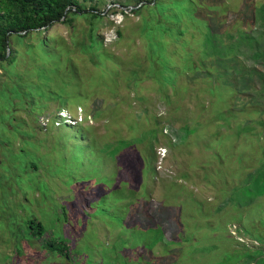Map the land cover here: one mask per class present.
Returning a JSON list of instances; mask_svg holds the SVG:
<instances>
[{
	"label": "rangeland",
	"instance_id": "rangeland-1",
	"mask_svg": "<svg viewBox=\"0 0 264 264\" xmlns=\"http://www.w3.org/2000/svg\"><path fill=\"white\" fill-rule=\"evenodd\" d=\"M123 1L98 2L113 23L99 29L103 45L120 57L127 49L140 55L138 16L124 10ZM213 2L219 21L205 8L211 0H197L212 47L200 39L204 26L190 25L182 35L187 46L167 45L168 53L174 48L171 67L177 73L166 96L145 79L135 98L119 79V97L98 93L80 109L71 98L76 88L67 87L69 98L33 96L31 107L11 105V120L0 99V264H163L158 258L166 251L177 253L168 264H253V250L264 246L255 238L264 237V191L257 193L246 175L264 160V93L252 92L245 102L213 69L218 76L230 72L235 81L240 70L264 71V0ZM76 23L84 25L82 19ZM116 25L122 37L114 42ZM68 33V26L55 22L42 34L51 42ZM185 51L194 63L206 61L209 71L182 69ZM44 73L58 90L59 77L50 68ZM244 78L259 86L256 73ZM240 83L235 87L244 88ZM228 110L234 116L219 117ZM89 111L93 117L84 119ZM143 212L151 218L143 219ZM31 218L43 226L37 238ZM59 245L66 253H57Z\"/></svg>",
	"mask_w": 264,
	"mask_h": 264
},
{
	"label": "trees",
	"instance_id": "trees-1",
	"mask_svg": "<svg viewBox=\"0 0 264 264\" xmlns=\"http://www.w3.org/2000/svg\"><path fill=\"white\" fill-rule=\"evenodd\" d=\"M83 1L85 0H0V76L4 77L3 80H0V99L4 102L3 108L7 110L6 117L8 119H12L11 105L19 103L31 107L33 96L53 98L58 95L61 97L63 94L64 98H69L70 90L67 87L76 88L77 92L71 93V98L76 101L78 108H80L79 104L85 105L89 101L88 99L94 98L98 93L111 94L114 99L120 96L119 79L124 81V90H135L140 81L152 80L158 84L159 89H163L161 93L166 96L167 85L170 84L172 87L177 73L171 67V55L174 53L172 52L174 48L168 53L167 45L171 46L172 42H178L182 48L187 46V38L182 35L190 25L195 29L204 26L205 30L200 32L202 36L200 39L212 47L210 36L205 33L206 30L210 31L207 16L203 12V6L197 3V0H124L122 3L120 2L124 10L138 16L134 33L142 42L143 51L138 55L127 49L124 56L120 57L103 45L99 29L104 23L109 26L113 23L112 20L106 18L102 10L98 9L100 0H93L87 6L83 4ZM213 1L206 4L205 8L212 11V19L217 21L219 17L213 12L216 6ZM111 3L114 4V2ZM128 5H131L132 8H128ZM254 6L255 3H250L246 7L249 21L253 19L251 9ZM115 10L116 7L112 5L110 13ZM124 10H119L123 16L126 15ZM260 12H262V8ZM259 14V18L262 19L263 12ZM79 19L84 21V25L76 23V20ZM55 22L68 26L69 33L67 39L59 36V39L56 38L49 42L46 35L42 33ZM114 33L113 41L116 42L122 37V31L118 25L115 26ZM192 39L196 44L201 41L197 38ZM16 46H20L21 50H18ZM203 51L202 48L200 52ZM190 53V51H185L183 54L184 60L181 68H186L191 72L206 68L204 71L207 73L209 71L207 62L199 59L194 63L192 59H189ZM22 57H26L25 61ZM128 57L131 58V66L126 68V58ZM18 61H23L20 70L16 67ZM48 68L59 77L58 90L47 83L44 71ZM32 69L34 74L29 75ZM213 70L222 84L236 96L242 97L245 102L253 98L252 92L264 93V71L254 68H250L247 72L240 70L237 75L239 78L235 81V77L231 76L230 72L220 70V76H218V69L214 68ZM249 73H256L259 77L258 87L244 78V75ZM243 80L244 88L235 87V82L241 85L240 82ZM245 89H250L251 95L245 92ZM133 97H137L136 90ZM118 100L123 99L116 98L114 101L118 102ZM6 105L9 106L6 107ZM260 107L262 109V106ZM261 109L254 108L253 111ZM228 111V114L221 112L219 117L226 119L231 116L232 113L230 110ZM90 112L92 113V111L84 112V119L93 117ZM3 119L5 116L0 113V120ZM246 127L244 126V128ZM249 129L247 128V130ZM263 154L264 146L262 147ZM237 157L238 160H241V157ZM259 165L253 174L250 173L246 176L253 177L257 193H263L264 160H261ZM245 168L242 167L240 170L244 171ZM144 216L151 218L143 212V219H145ZM259 222L264 226V220L259 219ZM28 226L32 237L37 238L42 234L43 226L38 220L31 218ZM142 228L146 230L149 229V226L145 225ZM255 238L260 244L264 242L262 236L255 235ZM186 240H188L187 237L183 238V241ZM46 245L55 250L51 242ZM165 249L167 250V248ZM56 250L60 254L66 253V246L59 245ZM253 252V264H264V246H258ZM166 253L168 255L158 258L163 264H168L169 260L173 259V255L177 254L170 251H166ZM249 253L245 254L247 259L251 258Z\"/></svg>",
	"mask_w": 264,
	"mask_h": 264
},
{
	"label": "built area",
	"instance_id": "built-area-1",
	"mask_svg": "<svg viewBox=\"0 0 264 264\" xmlns=\"http://www.w3.org/2000/svg\"><path fill=\"white\" fill-rule=\"evenodd\" d=\"M61 112H62V111L60 110V111H59V116H62L63 113H61Z\"/></svg>",
	"mask_w": 264,
	"mask_h": 264
},
{
	"label": "water",
	"instance_id": "water-1",
	"mask_svg": "<svg viewBox=\"0 0 264 264\" xmlns=\"http://www.w3.org/2000/svg\"><path fill=\"white\" fill-rule=\"evenodd\" d=\"M129 8H130V6H129Z\"/></svg>",
	"mask_w": 264,
	"mask_h": 264
}]
</instances>
